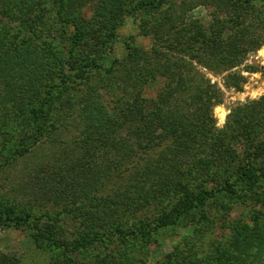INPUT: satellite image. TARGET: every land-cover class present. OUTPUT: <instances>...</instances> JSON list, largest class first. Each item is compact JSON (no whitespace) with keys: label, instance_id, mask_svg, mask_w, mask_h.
<instances>
[{"label":"trees","instance_id":"1","mask_svg":"<svg viewBox=\"0 0 264 264\" xmlns=\"http://www.w3.org/2000/svg\"><path fill=\"white\" fill-rule=\"evenodd\" d=\"M257 1L197 0L179 10L170 0H57V14L75 29L63 58L51 48L22 46L11 26L33 23L52 0H0V172L34 160L33 188L19 185L11 194L0 186V225L34 231L37 246L57 252L60 263L76 264L83 253L91 264H109L93 254L99 245H129L185 218L196 223V236L190 251L169 255L168 264H264V134L258 136L264 98L235 111L218 130L213 110L224 93L202 71L227 73L228 87H242L237 68L264 45V3ZM147 3L157 10L150 27L137 14ZM91 4L87 17L83 10ZM196 5L210 9L208 25L188 20ZM127 12L141 19L142 31H153L154 48L128 42L127 56L108 68L94 50L88 58L76 53L87 34L106 42ZM97 69L112 78L109 103L89 84ZM157 79L164 84L146 99L145 87ZM59 141L58 152L38 159L44 143ZM200 178L205 184L190 193ZM217 193L249 198L254 206L248 219L229 223L230 234L213 239L207 201ZM69 214L80 230L72 237L61 223ZM120 261L138 264L127 256ZM18 262L0 249V264Z\"/></svg>","mask_w":264,"mask_h":264},{"label":"rangeland","instance_id":"2","mask_svg":"<svg viewBox=\"0 0 264 264\" xmlns=\"http://www.w3.org/2000/svg\"><path fill=\"white\" fill-rule=\"evenodd\" d=\"M57 0H52V7L49 3L45 7V12H43L42 17H39L33 23L27 25L20 24L21 22H13L11 26L17 31V35L22 46H37L43 48L45 51H49L51 48L55 53L63 58H68L70 55V48L74 45V34L75 29L72 25H65L63 19L57 14L54 5ZM175 3L178 9H184L186 7L194 6V2L197 0H170ZM264 0H258L257 5L261 6ZM168 4L163 3L162 7ZM95 4H91L84 8L83 12L87 17H91L94 13ZM183 7V8H182ZM70 12V9L68 8ZM157 13L156 8L147 3L145 7L138 11V16L144 17L146 21L149 20V25L154 20L151 18V14ZM188 20L198 19L207 25L211 21L210 9L204 5H196L195 8L189 10L186 14ZM151 18V19H150ZM4 20L6 18H3ZM10 21V20H9ZM140 20H137L133 15L128 12L123 18V21L114 27L113 30L106 36V42L95 41L92 36L86 35L84 46L77 47L76 53L81 54L86 57L90 56V53H98L100 55V63L102 62L105 67H109L116 59L122 60L128 54V44L142 46L143 48L149 50L154 48L152 35L153 31L146 33L140 28ZM264 34V29H261ZM129 42V43H128ZM95 44H97L95 46ZM106 46V47H105ZM97 48L100 50L97 51ZM106 48V52L102 50ZM84 49V50H83ZM86 50V51H85ZM255 66L256 69H250L247 66ZM256 70V71H252ZM202 71L207 75L208 78L218 84L224 93V101L215 106L213 113L216 121V128L218 130L226 127V124L230 120V115L235 111L236 113L240 108H245L256 101H261L264 98V45L257 51L253 52L247 56L246 63L237 68V71L242 72L245 76L244 81H242L241 88L237 89L235 86H227L225 81L227 73L224 74H214L207 69H202ZM89 84L94 86L95 89L102 92L104 100L109 103L111 100V90L108 85L111 83L112 78L110 75L103 70H95ZM164 84L162 79H157L149 82L143 91V96L146 99H154L159 92V89ZM76 83L74 84V86ZM78 89V88H76ZM76 89L73 91L75 92ZM112 104V103H111ZM262 129L258 136L262 137L264 134V125L260 128ZM74 131L67 132L65 134L64 140L70 141ZM62 141V140H61ZM60 141L57 145L52 143H44L43 147L40 148L38 152V159L44 156L48 157L50 153L58 152ZM242 142L237 149H240ZM118 152V151H117ZM116 150H113V156L109 155L110 158H116ZM118 158V157H117ZM66 159V158H64ZM101 167H106L107 159L104 162L103 159H98ZM34 160L28 163L22 162L18 164L16 168L11 170L0 172V186L3 192H10L11 194L15 192V187L19 185H25L27 187L33 188L32 177V164ZM34 176V174H33ZM206 181L203 178L197 179L191 182V187L188 189L190 193L197 192L201 190V187ZM14 186V191L12 190ZM32 190V189H31ZM185 192V187H183ZM21 188L20 193H23ZM243 193V192H240ZM167 197H177L174 192H167L165 194ZM236 198V199H235ZM246 200V201H244ZM244 200L237 199L236 196H227L224 193L213 194L208 198L209 202L208 208L212 210V221H211V231L212 235L210 238L220 239L226 234H230L229 223H234L236 220L241 218L248 219L249 211L251 207L254 206V202L249 198ZM171 200H166L164 204L170 205ZM227 213L226 221H222V216ZM63 223L65 225V232L67 236L72 237L74 234H78L80 230L78 227L74 226L73 221L70 219V214L64 217ZM215 219V220H214ZM185 218H181V221L175 225L167 226L161 228L160 230L154 231L148 237H137L131 239L127 244L121 245L118 243L117 246L103 247L102 244L95 248V251H91V254H99L100 257L107 258L109 264H122L120 260H124V256L131 258L134 262L138 261V264H168L167 257L170 255L172 257L181 256L184 253L190 251L192 245V237L196 236L195 227L196 223L187 222ZM129 222L136 223L140 225L139 220L131 219ZM193 224V226H192ZM30 229L23 228H8L0 225V249L9 255H15L19 258L18 264H64V261L60 263L59 254L49 253L41 250L33 240V233ZM196 240V239H195ZM200 241V240H199ZM200 248H204L202 242L200 241ZM101 247V248H100ZM97 251V252H96ZM123 254V255H122ZM76 264H91L88 262L89 257L85 256L83 253L77 255Z\"/></svg>","mask_w":264,"mask_h":264}]
</instances>
